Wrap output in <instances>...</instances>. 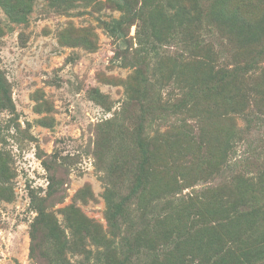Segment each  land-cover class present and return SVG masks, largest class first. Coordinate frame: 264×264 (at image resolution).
Returning <instances> with one entry per match:
<instances>
[{"label":"rangeland","instance_id":"1","mask_svg":"<svg viewBox=\"0 0 264 264\" xmlns=\"http://www.w3.org/2000/svg\"><path fill=\"white\" fill-rule=\"evenodd\" d=\"M25 1L0 4V264H216L230 217L261 250L264 32L226 18L264 0Z\"/></svg>","mask_w":264,"mask_h":264},{"label":"trees","instance_id":"2","mask_svg":"<svg viewBox=\"0 0 264 264\" xmlns=\"http://www.w3.org/2000/svg\"><path fill=\"white\" fill-rule=\"evenodd\" d=\"M0 4L4 5L5 7H8V9L15 14L19 12V14L26 13L28 11L25 9V7L28 5L25 0H0ZM219 7H221V9L218 11L219 15H227L228 13H230L226 12V4L222 0H220ZM142 15L143 14H141L139 18L142 19L144 23L141 24L138 33L141 32V34L139 35L141 47L146 48V43L143 42V34L146 33L147 25L145 23L146 19H144ZM226 20L233 24V29L236 30V38H238L241 42H244L245 44L256 43V40H258L260 37L259 35L264 32V18H259L258 20L251 23L244 19H239L236 14H234V18L230 17L226 18ZM2 34L3 29L0 26V37L2 36ZM253 84L254 87H247L245 89L247 94H250L255 90V86L258 85V81H255ZM226 152L227 151L223 150V153ZM231 222L232 217L228 218L226 221L219 222L220 228H217V230L219 229L218 231L221 234L219 236H215L216 234L212 235V239H215L214 245L216 246L218 251L223 254H221V259L219 258V261L216 264H227L228 262L225 255H230V259L233 258L235 264H237V261L241 264H258L261 258L264 257V246H261V250L258 249L257 246H254V244L250 241L254 238V235L247 236L249 240H246V238L243 240L237 235H235V231L233 230V228H229ZM225 226H227V231L223 233ZM252 233L254 234V232ZM257 235L264 236V233L259 232L257 233ZM228 251L232 253L230 254ZM240 254H243V256L239 259Z\"/></svg>","mask_w":264,"mask_h":264}]
</instances>
